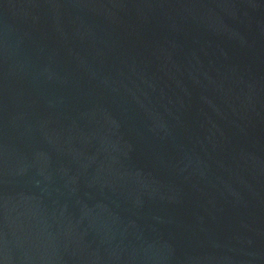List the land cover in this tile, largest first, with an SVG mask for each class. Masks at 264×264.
I'll return each mask as SVG.
<instances>
[{"label": "water", "instance_id": "obj_1", "mask_svg": "<svg viewBox=\"0 0 264 264\" xmlns=\"http://www.w3.org/2000/svg\"><path fill=\"white\" fill-rule=\"evenodd\" d=\"M0 264H264V0H0Z\"/></svg>", "mask_w": 264, "mask_h": 264}]
</instances>
